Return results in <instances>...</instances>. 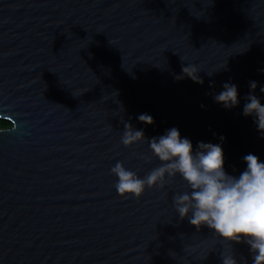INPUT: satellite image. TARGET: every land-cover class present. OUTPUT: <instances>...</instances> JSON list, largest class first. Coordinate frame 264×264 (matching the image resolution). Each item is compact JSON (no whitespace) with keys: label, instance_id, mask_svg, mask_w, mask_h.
<instances>
[{"label":"water","instance_id":"95a60500","mask_svg":"<svg viewBox=\"0 0 264 264\" xmlns=\"http://www.w3.org/2000/svg\"><path fill=\"white\" fill-rule=\"evenodd\" d=\"M251 81L264 100V0H0V264H222L228 246L175 213L179 177L123 198L110 169L159 164L121 143L126 122L221 143L232 175L264 161ZM225 82L239 107L214 101Z\"/></svg>","mask_w":264,"mask_h":264},{"label":"clouds","instance_id":"9594fccd","mask_svg":"<svg viewBox=\"0 0 264 264\" xmlns=\"http://www.w3.org/2000/svg\"><path fill=\"white\" fill-rule=\"evenodd\" d=\"M187 72L188 67H184L183 73ZM195 81L203 83L199 77ZM249 87L252 94L246 97L242 114L252 118L258 131L264 133V100L254 94L258 87L255 81ZM260 91L264 92V88ZM213 99L228 110L240 106L239 89L234 83L225 82ZM138 119L149 125L154 123L147 114ZM144 141L159 161L158 166L141 176L117 161L110 169L116 192L123 198H141L147 189L179 177L189 190L173 197L175 213L198 230L207 227L228 246L222 254V264H238L231 251L232 243L247 244L253 264H264V161L252 153L246 154V168L232 175L226 170L221 143L200 141L194 146L176 127L146 140L143 130L126 122L121 143L130 147Z\"/></svg>","mask_w":264,"mask_h":264},{"label":"trees","instance_id":"16d2710c","mask_svg":"<svg viewBox=\"0 0 264 264\" xmlns=\"http://www.w3.org/2000/svg\"><path fill=\"white\" fill-rule=\"evenodd\" d=\"M11 126H12L11 123L0 121V129L10 128Z\"/></svg>","mask_w":264,"mask_h":264},{"label":"rangeland","instance_id":"374dc122","mask_svg":"<svg viewBox=\"0 0 264 264\" xmlns=\"http://www.w3.org/2000/svg\"><path fill=\"white\" fill-rule=\"evenodd\" d=\"M0 121H2V120H0ZM4 122H6V121H4ZM7 123H9V122H7Z\"/></svg>","mask_w":264,"mask_h":264}]
</instances>
